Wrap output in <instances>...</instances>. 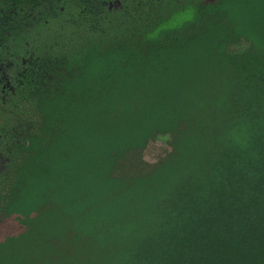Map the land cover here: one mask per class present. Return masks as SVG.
Segmentation results:
<instances>
[{
    "label": "trees",
    "instance_id": "trees-1",
    "mask_svg": "<svg viewBox=\"0 0 264 264\" xmlns=\"http://www.w3.org/2000/svg\"><path fill=\"white\" fill-rule=\"evenodd\" d=\"M0 60V264H264V0H0Z\"/></svg>",
    "mask_w": 264,
    "mask_h": 264
},
{
    "label": "flooded vegetation",
    "instance_id": "flooded-vegetation-1",
    "mask_svg": "<svg viewBox=\"0 0 264 264\" xmlns=\"http://www.w3.org/2000/svg\"><path fill=\"white\" fill-rule=\"evenodd\" d=\"M102 4L107 5L109 8H117L125 0H100ZM12 63L5 62L0 60V107L6 105V103L17 100L18 93L21 94L26 87V79L31 73H29L27 64L23 61L21 68H15L16 73L11 74L9 69L11 68ZM10 124V123H9ZM13 124V123H11ZM4 124H0V171L6 169L9 160L7 152L9 151V143L7 141L8 131L1 129ZM24 125L22 123L15 124L12 128L14 131L15 140L22 138L25 130H23ZM20 129V130H19ZM11 130V131H12Z\"/></svg>",
    "mask_w": 264,
    "mask_h": 264
},
{
    "label": "rangeland",
    "instance_id": "rangeland-1",
    "mask_svg": "<svg viewBox=\"0 0 264 264\" xmlns=\"http://www.w3.org/2000/svg\"><path fill=\"white\" fill-rule=\"evenodd\" d=\"M163 145L161 142H155L149 145L148 149H146V157L150 161H154L156 156L159 155L160 152L163 151Z\"/></svg>",
    "mask_w": 264,
    "mask_h": 264
}]
</instances>
